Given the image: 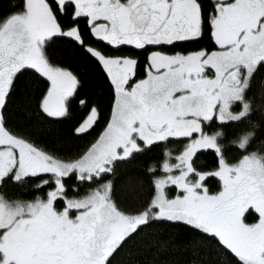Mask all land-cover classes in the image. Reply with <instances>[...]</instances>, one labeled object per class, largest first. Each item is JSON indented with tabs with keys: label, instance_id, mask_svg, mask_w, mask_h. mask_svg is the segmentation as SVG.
<instances>
[{
	"label": "snow or ice",
	"instance_id": "1",
	"mask_svg": "<svg viewBox=\"0 0 264 264\" xmlns=\"http://www.w3.org/2000/svg\"><path fill=\"white\" fill-rule=\"evenodd\" d=\"M205 30L214 50H163L196 41ZM86 34L115 49L147 52L143 76L136 58L109 56L87 44ZM63 38L97 61L114 94L106 128L72 158L16 135L5 115L26 72L47 85L40 115L52 121L70 115L80 80L47 51ZM260 69L264 0H9L7 14L0 13V264H111L129 242L138 251L164 247L142 235L157 222L190 227L203 237L195 245L210 243L234 264H264V144L250 150L249 131L231 142L240 155L230 160L225 133L205 131L212 124L251 123L254 112L264 113V81L249 95ZM99 118L90 106L74 132L88 133ZM170 143L181 150L165 147L159 168L148 169L147 202L136 211L122 208L106 177ZM209 151L213 167L197 168L198 154ZM9 185L20 192L10 195Z\"/></svg>",
	"mask_w": 264,
	"mask_h": 264
},
{
	"label": "trees",
	"instance_id": "2",
	"mask_svg": "<svg viewBox=\"0 0 264 264\" xmlns=\"http://www.w3.org/2000/svg\"><path fill=\"white\" fill-rule=\"evenodd\" d=\"M8 4L9 0H0V13L7 14ZM47 51L51 60L71 68L80 80L70 115L60 121L45 119L40 115L38 103L47 85L32 72H26L17 80L16 90L5 112L7 127L16 135L29 139L37 147L54 155L64 158L77 157L97 140L100 130L105 128L110 120L113 90L97 61L76 43L60 39L52 43ZM261 81H264V69L256 73L250 96L258 94ZM80 100L86 101V106H81ZM90 106L98 109L100 118L88 133L77 135L74 129L87 116ZM252 124L256 127L253 128ZM207 128L212 133L216 131L225 133L221 142L229 149L227 155L230 160H235L240 155L231 142L249 131L254 133L250 150H257L264 144V113L260 111L254 112L251 123L241 121L225 128L212 124ZM165 147L176 154L182 146L170 143L136 155L134 159L121 163L114 176L106 177L113 181L114 198L122 208L136 211L147 202L151 195L152 179L148 169L152 166L159 168ZM213 160L210 151L204 152L198 154L195 165L200 169H210L213 167ZM159 174L157 172V175ZM68 183L72 185L73 180L70 179ZM97 186V184L81 186L78 194L83 195L90 187ZM210 188L213 192L218 190L215 180L211 182ZM7 190L10 195L20 192V189L10 185ZM169 194L175 195V192L170 189ZM142 235L154 241H164L166 244L159 249L138 251L134 242H129L110 258L111 264H234L230 256L216 253L210 243L195 245L194 242L203 240L202 235L181 223L157 222L147 228Z\"/></svg>",
	"mask_w": 264,
	"mask_h": 264
},
{
	"label": "flooded vegetation",
	"instance_id": "3",
	"mask_svg": "<svg viewBox=\"0 0 264 264\" xmlns=\"http://www.w3.org/2000/svg\"><path fill=\"white\" fill-rule=\"evenodd\" d=\"M81 28L84 29L83 23L81 24ZM57 40H60V39H56L55 41H57ZM63 40L72 41L71 39H68V38H63ZM72 42H74V41H72ZM85 42L87 44H91L93 47H95L99 50H102L105 54H107L109 56H113V57H115V56H131V57L136 58L140 62V73H139V75L141 77L143 76V65H144L146 56L148 55L147 52H145L143 50H136L132 47H127V46L121 47L119 49H115V48H112L110 46H107L104 42L96 41L94 38H92L90 35H87V34L85 35ZM74 43H76V42H74ZM215 48H216V46H215L213 40L211 39L210 33L207 30H205L202 37L196 41L182 42L179 46H177L175 48L168 47V48H165L163 50L171 54V53H176V52L189 53V52H194V51H198V50H202V49L211 51V50H214ZM51 61L53 63L59 65V66L67 67V66L62 65V64L55 62L53 60H51ZM67 68H69V67H67ZM69 69L72 70L71 68H69ZM74 74L76 75L75 72H74ZM94 126H93V128H94ZM105 128L101 129L100 132L98 131L99 135L104 131Z\"/></svg>",
	"mask_w": 264,
	"mask_h": 264
},
{
	"label": "rangeland",
	"instance_id": "4",
	"mask_svg": "<svg viewBox=\"0 0 264 264\" xmlns=\"http://www.w3.org/2000/svg\"><path fill=\"white\" fill-rule=\"evenodd\" d=\"M205 131L208 132L209 134H212V131H209L207 127L205 128Z\"/></svg>",
	"mask_w": 264,
	"mask_h": 264
}]
</instances>
